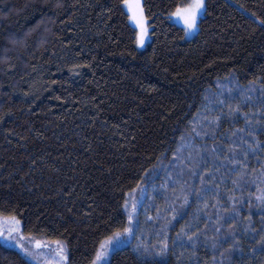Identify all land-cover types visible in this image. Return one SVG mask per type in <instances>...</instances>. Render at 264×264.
<instances>
[{
	"label": "trees",
	"instance_id": "16d2710c",
	"mask_svg": "<svg viewBox=\"0 0 264 264\" xmlns=\"http://www.w3.org/2000/svg\"><path fill=\"white\" fill-rule=\"evenodd\" d=\"M186 2L140 0L139 49L122 0H0V217L66 264L132 224L106 264H264V0H206L192 39Z\"/></svg>",
	"mask_w": 264,
	"mask_h": 264
},
{
	"label": "rangeland",
	"instance_id": "374dc122",
	"mask_svg": "<svg viewBox=\"0 0 264 264\" xmlns=\"http://www.w3.org/2000/svg\"><path fill=\"white\" fill-rule=\"evenodd\" d=\"M191 0H187V3H190ZM206 3V0H205ZM183 7V6H182ZM125 9L129 15V19L131 16V13H129L127 7L125 6ZM174 13V12H173ZM172 13V14H173ZM170 15V20L172 23H174L175 25L185 29V25L183 23V21L179 18L176 17L174 15ZM204 14V10L201 11L198 15V20H197V27L189 32V33H185L186 34V39H192L197 31H198V22L200 20V18L203 16ZM145 17V14H144ZM131 24L133 25V27L137 30V34L139 32V28L137 27V25L135 24L134 21H132L130 19ZM145 25L148 28V35L145 37V42L143 45H138L137 47L139 49H144L148 43L150 42V25L148 23V19L145 17ZM227 91V87L224 86H220L218 88V90L213 93L214 95L210 96L211 98H215L218 97V103L220 105H215L212 104V102H214L213 99L208 98L207 103L205 105L204 108V116L205 114H209L207 117V122L208 123H212L217 121L218 118L213 117L215 113L220 112V108L222 106V104L224 103L222 97L220 96V92H225ZM204 118L201 117L200 120H202ZM202 124L204 125L205 121L202 120ZM194 134V131H193ZM181 172V171H180ZM155 192H153L151 190V188L145 186L142 187V189H140L139 191L135 192V194L132 196V198L134 199V201L132 200L131 203V208H132V217L136 216V214L140 212V207L144 204V202L148 201V205L150 206V203L152 202L151 206H153V201L154 198L156 199V197L154 196ZM147 199V200H146ZM168 200V193L166 192H162L159 195L158 200ZM146 200V201H145ZM132 230L135 231L137 224H132ZM12 228H17L18 231H10V229ZM0 229H3L2 233H0V243L10 249H14L19 251L21 254H23L27 259H29L30 261H32L34 264H66L67 261H61L59 255L57 254V242H47L44 240H39L41 242V247L37 248L35 245V241H37V239H32V238H28L26 237L24 234H22L21 232V228L19 224H14L11 220L0 217ZM11 237V238H10ZM130 238V234H125L119 237L118 240H114L112 245L108 248L107 251V255L102 257L100 261L97 262V264H106L107 263V258L108 255L111 251H113L114 249H116L118 246H123V244L127 243L128 240ZM20 245H23L24 248H27L29 250V252L33 253V255H28L26 254L22 248L20 247ZM44 245H47L48 247H44ZM60 246L64 247V255L66 256V249L65 246L62 245V243H59ZM100 251H103V249H101Z\"/></svg>",
	"mask_w": 264,
	"mask_h": 264
},
{
	"label": "snow or ice",
	"instance_id": "6c2138e0",
	"mask_svg": "<svg viewBox=\"0 0 264 264\" xmlns=\"http://www.w3.org/2000/svg\"><path fill=\"white\" fill-rule=\"evenodd\" d=\"M124 5L127 7L129 13H131L130 19L135 22L137 27L139 28V32L137 34V44L143 45L145 42V37L148 35V28L145 25V17L144 10L140 3V0H122ZM205 10V0H191L190 3L185 4L183 7H177L176 11L172 14L176 17H179L184 25H185V33H189L193 31L197 27L198 15L201 11ZM264 24V21L261 22ZM251 135V133H250ZM258 199H264V197H258ZM127 203V201L125 202ZM6 219L11 220L14 224H19V221L15 216L6 217ZM131 219V217H129ZM3 229H0V233H2ZM10 231H18L17 228H12ZM132 230L130 228H124V234H131ZM121 236L120 232H116L112 237H108L107 241H102L100 248L103 251L96 252V258L92 261V264H97L98 261L101 260L102 257L107 255L108 248L112 245L114 240H118ZM11 238V237H10ZM35 245L37 248L41 247V242L39 240L35 241ZM22 250L28 254L33 255V253L29 252L27 248H24L23 245H20ZM44 247H48L44 245ZM167 249V244L164 245V248L161 250V253L158 255H162L163 252ZM57 254L60 257L61 261H66L67 256L64 255V247L59 245L57 242Z\"/></svg>",
	"mask_w": 264,
	"mask_h": 264
}]
</instances>
